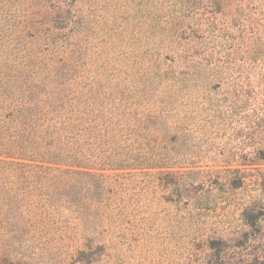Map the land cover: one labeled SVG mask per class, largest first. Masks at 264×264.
<instances>
[{
	"label": "rangeland",
	"instance_id": "obj_1",
	"mask_svg": "<svg viewBox=\"0 0 264 264\" xmlns=\"http://www.w3.org/2000/svg\"><path fill=\"white\" fill-rule=\"evenodd\" d=\"M117 2V19L127 18L130 28L113 37L98 61L115 55L120 66L110 71L118 75L89 74L96 72L102 87H117L92 97L105 108L150 109L169 116L168 124L180 123L186 136L176 147L178 164L105 169L106 199L55 202L26 216L23 233H15L9 211L3 264H199L201 239L210 233L228 242L230 264H264V0ZM195 65L209 66L200 90L158 87L160 72L191 74ZM204 77L221 85L209 91ZM203 185L216 196L201 192ZM78 205H88L79 216ZM208 208L216 214L203 216ZM100 209L115 216L97 220ZM91 242L107 248L94 253Z\"/></svg>",
	"mask_w": 264,
	"mask_h": 264
},
{
	"label": "trees",
	"instance_id": "obj_2",
	"mask_svg": "<svg viewBox=\"0 0 264 264\" xmlns=\"http://www.w3.org/2000/svg\"><path fill=\"white\" fill-rule=\"evenodd\" d=\"M116 5L117 0H0V156L34 163L0 161V241L7 235L3 217L9 211L16 215L15 233H23L19 223L26 216L33 219L55 202L106 199L105 169L178 164L176 147L186 136L180 123L168 124L169 116L150 109L105 108L92 97L117 87L110 82L102 87L98 74L92 77L99 69L112 79L118 75L110 71L119 65L115 55L98 61L113 37L130 28L127 18L118 21ZM193 67L191 74L160 72L158 87L169 82L198 89L209 66ZM202 81L209 91L222 82L213 77ZM203 187L201 192L212 194ZM83 206L76 207L77 215L88 208ZM113 212L100 209L96 219L111 220ZM209 214H216V208L204 210L203 216ZM227 243L204 235L205 257L199 264H230ZM88 247L96 253L107 245L91 242Z\"/></svg>",
	"mask_w": 264,
	"mask_h": 264
}]
</instances>
